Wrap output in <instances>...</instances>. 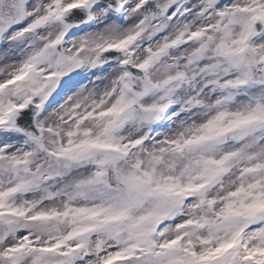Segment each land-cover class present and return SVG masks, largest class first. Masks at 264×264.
<instances>
[{
    "label": "snow or ice",
    "instance_id": "1",
    "mask_svg": "<svg viewBox=\"0 0 264 264\" xmlns=\"http://www.w3.org/2000/svg\"><path fill=\"white\" fill-rule=\"evenodd\" d=\"M0 264H264V0H0Z\"/></svg>",
    "mask_w": 264,
    "mask_h": 264
}]
</instances>
